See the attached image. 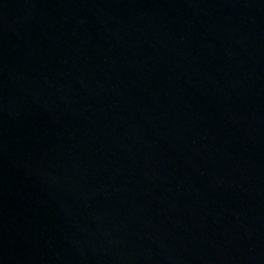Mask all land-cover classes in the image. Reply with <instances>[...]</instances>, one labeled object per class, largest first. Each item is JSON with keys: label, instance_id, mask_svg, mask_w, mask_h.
<instances>
[{"label": "water", "instance_id": "water-1", "mask_svg": "<svg viewBox=\"0 0 264 264\" xmlns=\"http://www.w3.org/2000/svg\"><path fill=\"white\" fill-rule=\"evenodd\" d=\"M0 264H264V0H0Z\"/></svg>", "mask_w": 264, "mask_h": 264}]
</instances>
